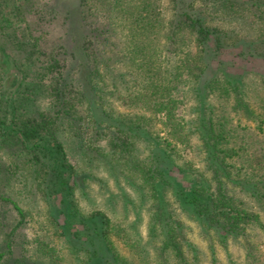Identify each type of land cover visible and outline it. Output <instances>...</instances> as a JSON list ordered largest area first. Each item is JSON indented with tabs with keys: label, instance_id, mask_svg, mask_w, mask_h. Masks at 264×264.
<instances>
[{
	"label": "trees",
	"instance_id": "obj_1",
	"mask_svg": "<svg viewBox=\"0 0 264 264\" xmlns=\"http://www.w3.org/2000/svg\"><path fill=\"white\" fill-rule=\"evenodd\" d=\"M73 2L45 6L66 20L47 52L31 36L30 0H0L2 61L20 75L0 89V143L31 154L30 187L49 195L48 157L58 155L62 192L75 195L79 174L64 147L90 137L93 162L109 173L102 186L128 187L123 216L148 212L142 239L104 209L81 218L98 221L104 262L264 264V0ZM43 94L48 111L38 107Z\"/></svg>",
	"mask_w": 264,
	"mask_h": 264
},
{
	"label": "rangeland",
	"instance_id": "obj_2",
	"mask_svg": "<svg viewBox=\"0 0 264 264\" xmlns=\"http://www.w3.org/2000/svg\"><path fill=\"white\" fill-rule=\"evenodd\" d=\"M73 1L30 0L32 4L30 11L34 14L32 19L29 18L32 23L31 36H37L39 45L47 52L53 43L60 44L61 38L64 36L61 24L65 19L62 18L61 12L53 13L45 6L51 3L50 5H53L56 10L68 11L73 10ZM40 17L46 19V26L38 25L36 21ZM17 26L20 30L27 31L20 22L17 23ZM107 33L110 34V31ZM247 37L253 40L256 35L247 34ZM29 38L31 39L30 36ZM112 53L114 52H109V55ZM3 58L4 54L0 53V89H13L18 85L20 75L10 67L6 68L2 61ZM72 73L70 79L71 76H74ZM206 76H210V73ZM38 103L40 109L48 111L51 108L49 98L44 94ZM185 105L186 108L183 107L180 114L182 112L189 120L194 114L189 110L191 102L186 101ZM88 140L91 141L86 143ZM95 145L98 144L90 137L85 139L82 149L77 148L72 141L65 144L64 152L67 160L80 175H78V183L75 186V195L70 197L64 195L61 189L62 173L59 172L58 155L48 157L51 173L48 176L49 195L45 196L39 190H35L33 185L30 187L34 175L30 173L36 167L31 154L25 152L19 154V148L0 143V162L3 165L2 178H4L0 183V251H7L9 248L12 250V254L4 255V260L7 259L10 264H83L81 258L85 256L86 252L82 249L76 251L75 247L84 246L94 255L90 264H107L104 262L106 251L103 249L104 245L97 232L98 221H89V225L81 223V218L85 217L93 208L104 209L110 214L114 213L116 216L124 217L130 229L134 233L136 230L140 239L144 237L145 227L148 223L147 209L142 208L141 214L139 211L140 217L130 210L127 215L123 216L126 210L124 199L130 198L127 194L128 187L126 184L122 182L118 184L116 181L111 188L106 185L102 186L101 177L104 175V171H100L93 162L95 159H92L91 156ZM72 146L75 148L72 149ZM55 156H57L56 159ZM184 156L188 158L186 154ZM63 173L67 175L68 171H63ZM108 174L107 171L104 176L106 177ZM183 178L187 180L186 177ZM72 180L70 178L71 182ZM4 196L16 201L24 215H19L9 200L1 198ZM113 200L116 201L115 208L112 204ZM51 211L54 215H58L60 222L64 221L62 227L57 223V219L52 218ZM187 222L190 223V226L193 225L188 219ZM260 247L264 252V242L261 241ZM122 252L128 258L130 257V252L124 250ZM153 255H155V250Z\"/></svg>",
	"mask_w": 264,
	"mask_h": 264
}]
</instances>
